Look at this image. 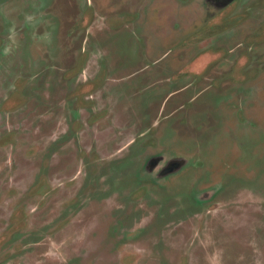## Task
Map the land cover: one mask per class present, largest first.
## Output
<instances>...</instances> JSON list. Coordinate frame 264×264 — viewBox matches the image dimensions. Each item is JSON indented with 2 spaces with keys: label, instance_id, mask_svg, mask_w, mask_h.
<instances>
[{
  "label": "rangeland",
  "instance_id": "obj_1",
  "mask_svg": "<svg viewBox=\"0 0 264 264\" xmlns=\"http://www.w3.org/2000/svg\"><path fill=\"white\" fill-rule=\"evenodd\" d=\"M0 264H264V0H0Z\"/></svg>",
  "mask_w": 264,
  "mask_h": 264
}]
</instances>
